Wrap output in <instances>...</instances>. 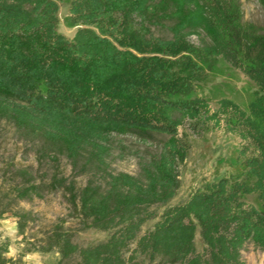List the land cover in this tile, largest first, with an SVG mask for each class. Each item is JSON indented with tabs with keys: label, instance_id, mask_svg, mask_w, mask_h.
Returning a JSON list of instances; mask_svg holds the SVG:
<instances>
[{
	"label": "trees",
	"instance_id": "trees-1",
	"mask_svg": "<svg viewBox=\"0 0 264 264\" xmlns=\"http://www.w3.org/2000/svg\"><path fill=\"white\" fill-rule=\"evenodd\" d=\"M60 2H68L72 37L57 30ZM257 2L264 16V0ZM216 58L253 84L245 109L221 98L211 112L194 96ZM0 120L40 161L64 156L90 173L80 188L54 171L45 185L15 190L19 199L62 191L83 228L107 233L81 246L71 233L53 232L41 251L57 249L56 264H142L139 256L148 264H244L246 243L264 253V28L242 21L240 0H0ZM221 120L245 142L241 171L167 205L187 153L178 128ZM119 136L160 140L150 157L138 156L137 175L109 169ZM8 247L0 243V264L10 263Z\"/></svg>",
	"mask_w": 264,
	"mask_h": 264
},
{
	"label": "rangeland",
	"instance_id": "rangeland-1",
	"mask_svg": "<svg viewBox=\"0 0 264 264\" xmlns=\"http://www.w3.org/2000/svg\"><path fill=\"white\" fill-rule=\"evenodd\" d=\"M59 6L57 30L72 37L76 27L71 25L68 2H60ZM240 7L244 23L252 24L258 30L264 28V16L257 0H240ZM153 33L167 36L158 29H154ZM190 41L198 42L195 36L190 37ZM204 70V80L196 86L194 96L204 98L211 112L217 109L221 98H228L242 109L246 108L254 86L239 70L221 58L213 60ZM178 136L185 143L187 153L177 166L179 187L167 205L183 202L205 181L219 176L234 177L241 171L239 151L245 142L237 134L227 131L222 120L219 126L212 122L185 121L178 128ZM112 142L109 169L132 175L139 172L138 156L147 159L161 144L160 140L142 144L129 136L114 137ZM251 153L249 149L248 154ZM41 159L36 147L27 144L10 122L0 120V211L6 209L0 219V243H8L6 255H10L11 264H56L60 257L57 249L47 253L41 251L48 237L56 231L71 233L73 240L81 246L107 238L105 232L82 227L80 217L70 209L62 191H47L41 197L33 195L26 199L16 196L17 187L28 182L47 184L54 171L73 179L78 188L90 178L87 170H74L64 156H60L57 163ZM160 212L161 209H158L157 213ZM19 217L25 223L22 233L18 230ZM155 220L147 221L140 233L150 229ZM195 242L200 250L198 236ZM241 258L244 264H264V253L251 243L244 244ZM139 260L142 264H148L142 256H139Z\"/></svg>",
	"mask_w": 264,
	"mask_h": 264
},
{
	"label": "crops",
	"instance_id": "crops-1",
	"mask_svg": "<svg viewBox=\"0 0 264 264\" xmlns=\"http://www.w3.org/2000/svg\"><path fill=\"white\" fill-rule=\"evenodd\" d=\"M7 257L10 259V255H7ZM8 264H11V262H10V263H8Z\"/></svg>",
	"mask_w": 264,
	"mask_h": 264
}]
</instances>
